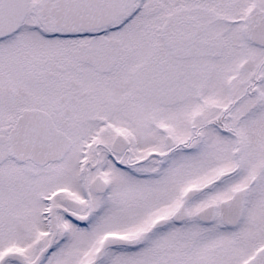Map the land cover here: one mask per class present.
<instances>
[{"label": "snow or ice", "instance_id": "1", "mask_svg": "<svg viewBox=\"0 0 264 264\" xmlns=\"http://www.w3.org/2000/svg\"><path fill=\"white\" fill-rule=\"evenodd\" d=\"M0 264H264V0H0Z\"/></svg>", "mask_w": 264, "mask_h": 264}]
</instances>
